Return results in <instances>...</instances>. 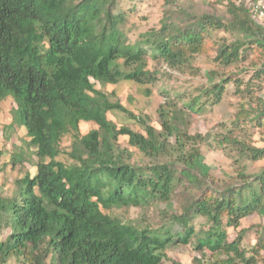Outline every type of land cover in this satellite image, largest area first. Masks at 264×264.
<instances>
[{
    "label": "trees",
    "instance_id": "16d2710c",
    "mask_svg": "<svg viewBox=\"0 0 264 264\" xmlns=\"http://www.w3.org/2000/svg\"><path fill=\"white\" fill-rule=\"evenodd\" d=\"M153 1L0 0V98L10 95L36 158L12 199L0 188V264H182L168 256L178 247L197 264H264V226L243 244L244 223L264 209V166L245 164L264 162L251 134L264 132L259 0H217L223 9L198 13L160 0L158 22L130 41L127 28L148 21ZM203 56L221 73L193 84ZM162 66L188 75V91L160 89L164 101L145 113L139 100L170 77ZM120 87L139 98L133 108ZM228 94L239 105L233 118L191 134ZM212 143L235 157L234 179L197 165ZM173 203L174 212L159 209ZM151 208L158 222L124 217Z\"/></svg>",
    "mask_w": 264,
    "mask_h": 264
},
{
    "label": "rangeland",
    "instance_id": "374dc122",
    "mask_svg": "<svg viewBox=\"0 0 264 264\" xmlns=\"http://www.w3.org/2000/svg\"><path fill=\"white\" fill-rule=\"evenodd\" d=\"M154 1L153 3H155V5H147V10L143 13L144 16H148V21L145 23L137 21L139 26L142 25V27H136L135 23L132 22L127 28L126 33L130 41L135 40L136 34L141 28H145L146 26H148V24L154 25L158 22L159 16H161V10L164 6L162 5V2L160 0L158 2L156 0ZM179 1L180 2H177V5H180V3L184 2V0ZM187 1L192 2L194 5H196L194 7V13L201 12L202 10L210 12L212 11V8L213 11L223 9V5H214V2H216L217 0H186V2ZM177 5L175 7H177ZM172 9L174 10V8ZM255 22L259 28L264 29V18L255 19ZM198 61L200 62L199 66L202 70V76H197L192 82L193 84L207 83V73L212 70H216L217 72H219V74L221 73V71L216 69L212 65V63L207 60L206 57H199ZM160 70L162 73H166L170 77L164 78L161 77V75L159 79L160 86L152 89V97L139 100V102L141 103H138V106L143 107L145 109V113L151 112L154 114V111L158 104L164 101V95L160 93V89L165 88L167 92L169 91V96H172L177 91L179 93H181L182 91H188H184L188 87V82H190L188 80L190 78L187 77L188 75L175 72L171 69L166 68L165 66H162ZM102 89H104V87ZM118 94L123 105L127 106L128 108H133V104L129 105V99L132 96L134 98H137L135 97L137 96L136 94H130L128 89H122L121 87L119 88ZM237 102L238 101H236V99L232 98L231 94H228L226 96V99H224L223 105L214 107L210 112H207V114L203 118H198V122L196 123V125H192L190 131L191 134H193L194 132L205 134L207 130L215 128L219 125V123L229 122L233 118L236 109L239 106ZM16 113L17 112L15 104L13 103L10 95L8 93L4 94L0 98V188L2 189V194L9 199H12L11 197H13L16 193L17 187L15 181L22 178L26 173L34 175L36 171V167H34L36 158L34 156L33 148L29 146L30 137L28 136L24 125L18 122ZM194 117L197 118L196 116ZM82 128L85 129L86 126L84 125L82 126ZM251 134L254 144L257 147H263V130H254L251 131ZM68 144V137H64L62 139L61 145L65 148ZM201 153L202 156L197 160L196 163L200 167L202 173L213 176L215 180L220 181H225L230 178L234 179L232 175L235 174L233 173V171L236 167H232V163L234 162L235 157L227 158V155H225L224 152L218 149L214 144L209 146L204 145L203 147H201ZM60 160L65 161V158H61ZM245 164L248 165V169L251 173L256 171L254 169L264 166V162H257L253 165H249L248 163ZM177 204H161L159 206V209L174 212L175 210H177ZM125 214L126 216L124 217L127 219L130 218L135 220L136 218L140 219V217H142L150 223L158 222V218L160 217L159 211L152 208L144 211L131 210ZM193 224L197 228H199L201 225H205V220L203 218L197 217L194 219ZM249 225L251 226L249 229H247L248 233L243 239L244 247L247 249L255 244L257 234L259 233V227L264 226V209L261 210V213L259 215L248 219L244 223L243 227H248ZM234 237V233H231V235L229 236V240H233ZM183 249L184 248L178 247L173 252H168V256L177 259L178 262L182 264H197L193 260L195 253L190 249ZM7 264L19 263L11 260Z\"/></svg>",
    "mask_w": 264,
    "mask_h": 264
},
{
    "label": "built area",
    "instance_id": "2783aa9c",
    "mask_svg": "<svg viewBox=\"0 0 264 264\" xmlns=\"http://www.w3.org/2000/svg\"><path fill=\"white\" fill-rule=\"evenodd\" d=\"M252 16L254 19L264 18V0H259L252 9Z\"/></svg>",
    "mask_w": 264,
    "mask_h": 264
}]
</instances>
